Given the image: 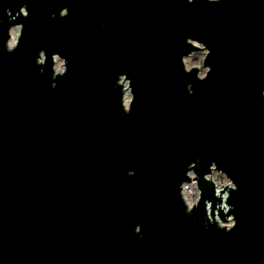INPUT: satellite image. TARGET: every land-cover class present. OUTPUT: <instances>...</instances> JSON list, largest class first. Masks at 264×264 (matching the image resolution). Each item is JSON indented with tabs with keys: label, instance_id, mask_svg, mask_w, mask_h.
Listing matches in <instances>:
<instances>
[{
	"label": "water",
	"instance_id": "water-1",
	"mask_svg": "<svg viewBox=\"0 0 264 264\" xmlns=\"http://www.w3.org/2000/svg\"><path fill=\"white\" fill-rule=\"evenodd\" d=\"M0 264H264V0H0Z\"/></svg>",
	"mask_w": 264,
	"mask_h": 264
},
{
	"label": "rangeland",
	"instance_id": "rangeland-1",
	"mask_svg": "<svg viewBox=\"0 0 264 264\" xmlns=\"http://www.w3.org/2000/svg\"><path fill=\"white\" fill-rule=\"evenodd\" d=\"M20 34V27L19 26H15L11 29V39L9 41V45L13 46L19 37ZM200 46H202V44H198ZM206 50H201V51H197L192 53L191 55L187 56L184 58V63L187 69H190L194 66L199 68V75L200 76H204L206 74L207 68L203 66V60L205 58L206 55ZM65 66H64V60L56 57L55 58V70L57 72H62L64 70ZM128 86V82H125V87ZM132 95L131 92L129 90L126 91L125 96H124V104L125 107L128 108L129 107V103L131 101ZM192 173V172H191ZM191 176H194V174L192 173ZM211 178L214 180V182L220 187V186H224V185H231V181L227 180V177L218 171H214L211 175ZM219 183V184H218ZM219 222L222 225H227L230 226L232 225V220H230L228 223H223L219 220Z\"/></svg>",
	"mask_w": 264,
	"mask_h": 264
},
{
	"label": "built area",
	"instance_id": "built-area-1",
	"mask_svg": "<svg viewBox=\"0 0 264 264\" xmlns=\"http://www.w3.org/2000/svg\"><path fill=\"white\" fill-rule=\"evenodd\" d=\"M191 174L192 173L190 172L189 175L191 176ZM191 177H193V176H191ZM227 180L230 181L229 179H227ZM181 193H182V195H183V197H184V199H185V201L189 207L196 204V202L199 199V194H200V191L197 187L196 181L192 180L191 182H184L182 184Z\"/></svg>",
	"mask_w": 264,
	"mask_h": 264
}]
</instances>
